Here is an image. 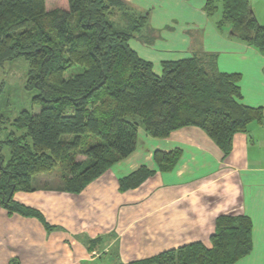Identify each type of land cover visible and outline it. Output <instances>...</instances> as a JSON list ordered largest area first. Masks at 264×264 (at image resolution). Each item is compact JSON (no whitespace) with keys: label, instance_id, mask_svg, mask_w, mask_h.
Returning a JSON list of instances; mask_svg holds the SVG:
<instances>
[{"label":"trees","instance_id":"1","mask_svg":"<svg viewBox=\"0 0 264 264\" xmlns=\"http://www.w3.org/2000/svg\"><path fill=\"white\" fill-rule=\"evenodd\" d=\"M123 0H0V66L24 58L25 89L33 104L17 117L0 114V205L10 213L40 219L36 208L15 200L30 192L36 174L61 166L62 188L80 193L116 161L133 153L139 129L167 137L197 126L228 155L235 134L264 124V107L242 101L239 73L218 70L196 55L161 62V71L130 45L147 15L125 12L126 26L112 19ZM206 13H220L236 36L264 52V25L250 0H206ZM0 83V94L2 92ZM83 155V160H77ZM178 150H157L170 168ZM154 171L140 168L121 181L123 190L142 184ZM253 224L245 215L220 216L211 246L195 242L156 256L117 264H236L253 248Z\"/></svg>","mask_w":264,"mask_h":264},{"label":"crops","instance_id":"2","mask_svg":"<svg viewBox=\"0 0 264 264\" xmlns=\"http://www.w3.org/2000/svg\"><path fill=\"white\" fill-rule=\"evenodd\" d=\"M123 1L124 7L114 10L120 19H112L123 27L125 12L147 15L130 45L156 72L164 60L213 59L219 71L241 74L245 104L264 107V52L236 36L230 24L218 26L221 15L209 16L206 0ZM250 4L264 25V0ZM139 135L133 153L80 193L32 180L34 191L14 194L38 209L50 228L0 205V264H117L195 242L211 246L224 215H245L253 224L252 251L236 264H264V124L235 134L228 155L197 126L162 138L140 128ZM157 150L180 155L163 169L154 157ZM143 167L154 174L123 190L122 179Z\"/></svg>","mask_w":264,"mask_h":264},{"label":"rangeland","instance_id":"3","mask_svg":"<svg viewBox=\"0 0 264 264\" xmlns=\"http://www.w3.org/2000/svg\"><path fill=\"white\" fill-rule=\"evenodd\" d=\"M115 12L116 11H114L113 18L119 20L120 15ZM27 73L28 63L22 57L14 60H8L4 62L2 66H0V83H2V92L0 94V114L14 118L18 116L20 111L23 109H28L33 113L34 111L38 112L40 110V106L34 105L32 100L34 95L38 93L37 90L28 91L25 89ZM80 158L83 157L80 156ZM44 175H47L46 180L43 179ZM63 175L64 174L62 172L61 166H56L49 172L35 175L33 178V183L35 184L38 182L49 185L59 183V185H63L61 179ZM50 176H52L54 180L51 181Z\"/></svg>","mask_w":264,"mask_h":264}]
</instances>
